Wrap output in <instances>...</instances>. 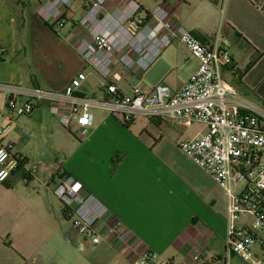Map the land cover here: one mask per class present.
Listing matches in <instances>:
<instances>
[{"label":"crops","instance_id":"obj_1","mask_svg":"<svg viewBox=\"0 0 264 264\" xmlns=\"http://www.w3.org/2000/svg\"><path fill=\"white\" fill-rule=\"evenodd\" d=\"M37 2L32 9L30 0H0V46L5 50L0 84L61 90L78 73L85 72L88 82L83 95H100L88 93L92 76L99 77L101 86L104 81L76 52L81 35L68 25L62 29H68V41L58 38L55 26L38 14L41 0ZM142 5L144 13L155 11ZM166 9L169 22L191 31L200 41L227 38L233 65L223 70V76L230 77L227 82L241 96L264 106V0H167ZM74 13L78 18L76 9ZM39 31H48L65 50L57 59V69L56 58L42 47ZM40 52L44 58L37 62ZM29 57L38 73L27 63ZM72 60L76 67L61 76V63ZM44 61L52 64L51 75L42 72ZM198 67V60L186 46L175 41L146 71L124 70L127 80L119 82L118 87L131 94L132 82L137 79L136 85L143 91L165 84L176 92ZM125 83L129 92L121 89ZM8 95L0 89V126H11L6 135L0 136V144L12 143V158L22 159L26 166L22 163L5 183H0V264H66L64 256H49L56 246H70L72 239L65 208L55 195L64 173L108 206L111 226L121 222L120 237L114 239L108 234L107 240L95 248L96 256H114L110 264H130L133 257L147 250L161 257L172 256L168 260L174 264H194L191 256L198 250L205 263L250 264L229 250L224 198L212 177L178 147L180 140L205 133V125L197 124L200 128L191 132L193 126L146 117L124 124L106 114L94 123L90 137L80 148L93 150L90 157H84L89 167L83 171L73 166L71 170L64 164L52 166L48 157V138L61 130L48 104L38 103L29 116L17 117L7 108ZM33 163L38 166L35 174L29 172ZM258 247L264 255V249ZM254 254L261 259L259 253Z\"/></svg>","mask_w":264,"mask_h":264},{"label":"built area","instance_id":"obj_2","mask_svg":"<svg viewBox=\"0 0 264 264\" xmlns=\"http://www.w3.org/2000/svg\"><path fill=\"white\" fill-rule=\"evenodd\" d=\"M82 1L81 19L73 14L76 0H41L38 14L52 26L63 29L70 25L81 35L75 50L103 78L100 95H83L88 82L85 72L78 73L61 90L0 84V89L9 94V112L17 117L29 116L36 104L47 103L50 114L81 141L91 135L95 109L108 111L124 124L146 117L182 127L205 125V133L180 140L178 147L212 177L224 198L230 252L250 264H259L253 250L256 246L264 249V106L241 96L224 79L223 70L233 65L227 49L229 40L218 36L203 43L191 31L169 22L167 0L161 1L149 21L140 0ZM175 41L186 46L199 62L183 88L173 92L169 86L159 84L143 91L131 85V94L119 89V82L127 80L125 71H146ZM10 128L0 126V136ZM12 149V143L0 144V183L24 163L12 158ZM37 170V164H32L29 172L35 174ZM59 181L55 195L85 245L97 247L108 234L114 239L120 237L122 224L118 221L110 225L108 206L73 176L64 173ZM240 183L247 185L241 194L237 193ZM242 218L247 221L240 223ZM191 261L213 264L203 262L199 250ZM130 264L174 263L147 250L133 257Z\"/></svg>","mask_w":264,"mask_h":264},{"label":"rangeland","instance_id":"obj_3","mask_svg":"<svg viewBox=\"0 0 264 264\" xmlns=\"http://www.w3.org/2000/svg\"><path fill=\"white\" fill-rule=\"evenodd\" d=\"M160 1V0H141V2L148 7L151 11L155 10L156 7V3ZM30 2L32 3L31 8L35 9L37 7V0H30ZM158 4V3H157ZM74 7L75 9L78 11V19H81L83 14L81 13V9H82V0H76V2H74ZM27 24L29 25V21L27 20ZM70 26V25H69ZM55 33H58V38H60L61 40H66L67 39V28L62 30L58 27L55 26ZM37 35L39 36V39L41 41L42 47H44V49H49V54L52 58H56V69L57 66H59V62L60 60H57L59 57H61L64 53L65 50L61 47V45L59 44L60 40H56L54 36L49 35L48 31H39L37 33ZM67 54V53H66ZM44 58V54L42 52H40L38 54L37 57V62L41 61ZM10 59V57H9ZM30 63V65L32 66V70L35 73L37 72V67L35 68V66L33 65L32 62V58L29 57V60H27V63ZM77 63L76 61H70V63H68L67 61H64V63H61L60 65V69L61 71V76H65L66 73L70 72L71 70H73L76 67ZM31 69V68H30ZM42 72L45 74H50L51 75V69H52V64L47 63V61L43 62V65L41 66ZM88 73L91 72V70L87 71ZM46 75V74H45ZM99 77H91L89 79V94H99L101 91V84L98 81ZM224 79L226 81H231L230 77L228 75L224 76ZM150 81L147 80V84L150 85ZM133 85L138 84V80H134L132 82ZM143 88V87H142ZM121 89H123L126 92H129L128 88H127V84H123L121 86ZM94 117H95V125L98 123V120L103 118L104 116H106V114H110L108 111H104L102 109H95L93 111ZM167 124L165 123L164 126H166ZM61 130L59 129V131H57V133L55 134L54 137H49L48 138V144H47V149L49 151V156L51 159V163L52 166L57 167V166H61L64 164L65 168H69L72 170V167H76L77 169L83 170L87 167H89V164L85 163L84 161V157L88 156L90 157L93 150L89 149L87 147H85L84 149H80L83 141L75 138L68 130H66L63 126L60 125ZM200 128L199 125L194 124L193 127L190 128L191 132H196L198 129ZM57 129V128H55ZM165 135H169L168 133ZM35 164V163H33ZM60 181L58 180V183ZM247 185L245 183H240L237 193L241 194L244 192V190L246 189ZM247 221V219L242 218L240 220V223H245ZM70 228H72L73 230V222L72 220H68L65 221ZM76 238L77 240L80 241V243L78 244L77 242H75L76 240L74 238ZM71 242H70V246L65 244V245H59L53 248V254L50 253L49 256H64L65 260H66V264H110L111 260L114 259V256H96L95 254V248L93 246H88L85 245V243L83 242L82 237L76 233L74 230L71 233ZM76 243V244H74ZM80 244L84 245V247L82 248L80 246ZM98 247V246H97ZM259 247L256 246L254 248V251L257 252V254L259 255V257L261 258L260 260H263V264H264V255L262 253H260ZM165 260H168L169 257L172 256H162ZM179 257V256H176ZM206 257V256H205ZM114 261V260H113ZM117 264V263H114Z\"/></svg>","mask_w":264,"mask_h":264},{"label":"trees","instance_id":"obj_4","mask_svg":"<svg viewBox=\"0 0 264 264\" xmlns=\"http://www.w3.org/2000/svg\"><path fill=\"white\" fill-rule=\"evenodd\" d=\"M147 21L151 19V14L147 13ZM203 43H208L209 41L201 40ZM4 55H5V50L2 46H0V62L4 61Z\"/></svg>","mask_w":264,"mask_h":264}]
</instances>
